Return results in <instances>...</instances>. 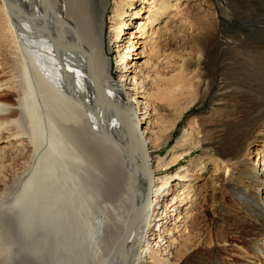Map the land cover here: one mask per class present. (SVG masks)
<instances>
[{
	"label": "bare ground",
	"instance_id": "obj_1",
	"mask_svg": "<svg viewBox=\"0 0 264 264\" xmlns=\"http://www.w3.org/2000/svg\"><path fill=\"white\" fill-rule=\"evenodd\" d=\"M170 1L0 0V14L4 17L0 21V145L14 141L32 152L31 136L24 137L29 131L27 112H30L25 103L29 104L32 94L39 95V101L34 100L37 108L42 112L45 109L43 116L59 131L56 134H59L62 159H66L65 177L72 174L74 180L62 179L66 200L65 196L61 200L60 194L50 196L53 193L50 183L47 190L40 185L37 194L24 198L23 202L19 200L18 210L1 211L0 264H264V203L261 202L264 156L259 159L262 151L257 150L259 160L252 164L242 156L251 141L261 144L264 140V107L251 109L248 117L240 121L242 135L232 134L229 124L236 113L230 109H238L239 104L226 100L233 89L222 78V68L245 70L240 66L241 58L244 57L242 63L249 68L255 56L263 55L245 43L247 35L220 32L218 19L214 18L212 38L200 34L194 41L193 53L178 57L184 63L180 70L169 75L161 89L152 90L148 82L149 58L157 54L154 35L158 25L171 19L176 22L185 19L187 12L184 14L182 9L190 6L188 9L192 10L195 6L190 2L188 7L182 5L178 9L179 0L172 5ZM227 1L251 16L259 11L260 2L264 4V0ZM212 43L219 49L218 57L213 54ZM238 47H244L245 51L229 52ZM226 54L230 58L233 54L234 62ZM130 56L135 57L126 64ZM188 69L191 70L185 73ZM193 71H197L194 106L202 105L212 86L217 88L210 115L203 122L201 118L188 120L167 155L162 157L158 151L171 142L177 124L166 131L161 142H154L152 137L162 111L160 103L175 102L182 97L190 81L185 76ZM261 73L262 84L264 70ZM258 90L259 86H255L251 103L264 96V89ZM9 94L13 95L12 101L6 99ZM188 108L184 107L182 114ZM199 147L206 153V163L192 161L177 167L170 175L159 176L160 170L170 169ZM85 163L96 165L94 181L99 188L98 175H105L104 166L110 169L106 178L113 182L116 205L109 209L97 206L103 186L101 191L94 186L83 189L90 179L86 175L89 170L84 171ZM207 163L219 165L225 173L230 169L232 176L246 184L225 183L244 218L242 229L230 233L240 242L229 246L235 250L231 255L226 252L225 233L205 232L200 245L189 248L192 226H188L187 218L190 216L180 214L181 209L187 211L197 204L198 199L192 194L194 173L204 169ZM60 167L54 170L59 171ZM49 168L42 167V171L40 168L37 181L53 182L52 175L48 174L50 178L46 180L47 175H43L47 170L53 172ZM218 181L214 179V185L219 186ZM62 185L56 186L57 191L61 192ZM172 186L180 191L169 199L167 189ZM120 187L122 191L126 189L121 192ZM86 203L95 205L93 213ZM16 212L23 214L27 223L19 224L13 216ZM82 214L90 218L86 228L80 226ZM126 229L124 245L114 251ZM222 250L225 255L221 254Z\"/></svg>",
	"mask_w": 264,
	"mask_h": 264
},
{
	"label": "rangeland",
	"instance_id": "obj_2",
	"mask_svg": "<svg viewBox=\"0 0 264 264\" xmlns=\"http://www.w3.org/2000/svg\"><path fill=\"white\" fill-rule=\"evenodd\" d=\"M174 1L175 0H171L170 4L172 5ZM246 1L253 2V0H246ZM190 2H192L193 5H195L194 8H191L192 10L188 9L190 7V6L188 7ZM178 3H179L177 5L178 9H180L179 7L182 5H183L182 7H186V6L188 7V8L182 9L184 14H186L187 12L186 15L188 17L184 15L186 16V18L179 20L180 22L179 21L176 22V20L171 19L170 21H167L166 23L158 25L159 30L157 34L154 35V39L157 40V44H156L157 54L149 58V61H150L149 66L151 67V72L149 73L148 82H149L150 88L156 91L158 89H161L165 84L164 81L166 80V78L172 73H174L176 70L177 71L180 70V67L184 63L180 62L178 60V57L183 56V55L187 56L188 54L193 53L194 41L198 40L197 38L200 36V34H206L208 35L207 36L208 38H212V35L214 32V28H213L214 25L212 24L213 19L214 18H216V20L218 19V22H219L218 28L220 32H222L223 34H227V35L228 34L238 35V36H240V34L247 35L245 43L249 44V47L252 46V48H256V51H258L260 54L263 55L262 57L255 56V61L249 68L248 66H245L242 63L243 61L242 59L244 57L241 58L240 66L242 65V67L245 68V70L242 69L241 67L238 70H233V68L230 66L222 68L223 69L222 70L223 81L233 89V94L229 96L228 98H226V100L231 101L234 104L235 103L239 104L238 109L236 108L230 109V110H233L236 114H234L231 117L232 121L229 124V128L232 134L236 136H240L242 135L241 133L242 128L240 126V121L248 117V115L251 112V109L257 108L259 110L262 107H264V96L263 95H260L253 103L250 102L255 98V97H252V94H253L252 91L255 86H259L258 92H261L264 89V83L262 84L259 83L262 80L261 71L264 70V36H263L264 35V28H263L264 25L259 26L258 24V23H261V21L264 22V4L260 2L258 4L259 11L256 12L253 16H251V14L248 11L241 10L237 7L235 8V5L234 4L231 5L227 0H193V1L192 0H189V1L179 0ZM0 5H1V2H0ZM229 6L235 9V11L230 10ZM221 7L222 8L227 7V8L220 9ZM221 10H225V13L224 11L221 12ZM230 13L234 15L231 18L228 17ZM240 15H246V16L243 18ZM2 19L4 21V17L1 15L0 21H2ZM167 19H164V20L166 21ZM251 28H256V29L251 30ZM157 35L159 36L156 37ZM212 46H213V54L218 57L220 55L219 49H217L213 43H212ZM243 48L244 47H238L232 51L230 50L229 52L236 53L237 51V53H241L245 51V49ZM106 51L107 53H110V50L108 49V47L106 48ZM132 57H135V56H130V58L126 61V64L131 62ZM226 58H230V55L226 54ZM132 61H135V60H132ZM230 61L234 62L233 54L230 58ZM225 63H228V61L226 60ZM166 68H169V69H166ZM171 68H172V71H171ZM114 70H115V66L113 67L112 71L114 72ZM190 70L191 69L185 70V73H188ZM185 77H187L188 78L187 80L188 81L190 80V81L186 85L187 88H186L184 95L182 97L177 98L175 102L169 103L167 101L165 103H160L162 107H159V108H162V111H159L158 124H157L158 129H156L157 132L153 134V137H152L154 142L155 143L161 142L163 137H165L166 131L169 128H171L172 125L177 124L176 132L174 136L172 137L171 142L166 147L164 146L160 148L158 151V154L162 157L167 155V152L169 149H171V146L174 144L176 137L178 136V133H180L181 130H183L185 123L188 120L190 119L197 120L201 118V122H203L204 120L208 119V116L210 115L209 112L211 109L212 100L217 94V88L215 86H212L209 89L202 105L200 107L194 106V101L197 98V95L195 92V86L197 84V71L196 72L193 71L190 76H185ZM239 80H241V82H239ZM33 84H35L34 81H33ZM249 92L251 93L248 94ZM38 96L39 95H37V97L36 96L34 97V94H32V97L28 99V102L30 105L27 103V101L25 103L26 109H30V112L29 110H28L29 113L27 112V122H28L27 129L29 128L28 129L29 131H27L24 137L26 136L25 138L28 139V136L29 135L31 136V141H32V146L34 148L33 149L34 152L32 150V152L30 153L31 151L30 148L27 149L26 147L17 145L16 142L14 141H11V143L9 142L7 144L0 145L2 147L0 148V213L1 211L7 208H14L13 210L15 211L18 210L16 208H20L21 206L20 204H18L19 200L23 202L24 198L32 196V194H34L35 192L37 194V191L40 189V185L42 186L44 185L45 186L44 189L47 190L48 189L47 184L49 185L50 183H52V186L51 188L50 187L49 188L53 189V193L50 196H56L60 194L61 200L63 196H65V200H66V195L64 194V192H66V189L63 187L62 183H64V181L70 182L71 179H72V182H74L72 174H69L70 178H68L67 176H66L67 178L65 177L66 172H64L63 164L66 162V159L64 158V161L62 159L63 153L60 147L61 145H59L60 144L59 143L60 141L58 138L59 134H56L59 131L57 132V130H55L57 129V127L53 122H49L48 118L46 116L45 117L43 116L45 109H43V112H42V110H40V107L37 108L35 104L36 102L34 100L39 101ZM249 98L251 100H249ZM6 99L8 101H12L13 95L12 94L7 95ZM224 103L227 105L226 102ZM151 106H152L151 108L152 110L151 109L150 110L153 111V105ZM184 107H189V108L187 109L186 112L182 114V109ZM252 118L253 119L255 118L254 115H252ZM179 119L181 120L179 121ZM194 140L195 142H197L196 137ZM253 143L254 142L251 141V144L248 146L247 150H245V152L242 154L243 158L247 160V162H249L250 164L258 162V160L260 158L262 159V157L264 156V140L261 144H258V143L253 144ZM204 146L205 144L203 145V147ZM203 147L197 148L191 155L186 156L182 161H180L178 164L171 167L170 169L164 170V171L160 170L158 172L160 175L159 174L158 175L159 176L166 175V174L170 175L172 172L174 173L176 168L179 166H185L192 161H202V160L204 161L207 156H206V153ZM52 150H54V152ZM257 150L262 151L259 154L260 155L259 159L256 156ZM115 162H116V157H115ZM204 162L206 163V160ZM53 163L57 167L53 165ZM90 164L91 165L89 166L87 165V163H85V165L87 166L86 169L84 168L85 173H86V170L87 172L89 170V172L91 173L89 174L88 172V174H86L87 178H90V179H88V181L86 180V182L83 184V189H85V187L92 188L94 186L100 190V188L102 189L101 186H103L104 187L103 192L100 190L102 193L101 194L102 196L99 200L101 201H100V204L97 201V206L99 205V208H101L102 206L103 209L105 208L109 209L111 205H116V202L118 201V198L116 197L117 195H116L115 189H113L112 187L113 182L109 178H106L108 174L107 171L109 172L111 171L110 169H108L107 166H104L105 169L102 170V174H105V175H101V174L98 175L100 179L99 181L97 180V182H99V184L101 182V186L99 188V186L95 182L96 181L95 180L96 171L94 169L95 164L94 165L92 163ZM70 166L71 165L69 164V167ZM42 167L44 168L47 167V169L49 167L53 168V172L56 171L54 170V168L56 169L60 167L63 170L59 169L58 171L57 169V171L55 172L56 174L51 172L52 170H50L48 173V170H47L46 173L44 172L43 174V175H47L45 176V180L46 178H50V176L48 175L50 174L52 175L53 182H46L47 181L46 180L40 183V181H37L38 180L37 178L41 175L40 172L43 170ZM40 168H41V171H40ZM114 168L116 169V166ZM100 169H102V167H100ZM28 170H31V171L29 172ZM60 170L62 171V173ZM57 172H58V175H57ZM56 175L58 176V178L60 177L58 180L56 178L57 177ZM101 176H103L104 178H102ZM194 178H196V180H193L192 182V186H193L192 194L196 196V199H198V202L194 207H190L187 211H183V209H181L180 211V214H186L190 216L188 217L189 219L187 218V224L190 223L188 226H192V236L189 239V243L191 242L189 245V248L195 245H200V242L204 235L203 233L205 232H211L213 234L214 233L215 234L225 233V237H227L226 238V244H227L226 252L227 254L231 255L234 253L235 250L229 246L231 244L232 245L240 244V242L237 241L238 239L237 240L234 239V234H230V233L234 231L238 232L242 229L244 218L242 216L243 213H241L242 211L240 210L241 207L239 203L236 202V200L234 199V195L226 189L225 183H228V182H231L233 184L239 183L238 184L239 186L240 185L246 186V184L241 179H238L235 176H232L230 173V169L228 170L227 173H225V171H223V169L220 168L219 165L218 166L214 164L208 165V163L207 165L204 166V169H202L198 173H194ZM217 178L219 179L218 181L219 186L214 185V182H213V180ZM62 179L64 181H62ZM66 179H69V180H66ZM61 185L63 189H65L63 193H62L63 189H61V192L57 191L56 186L60 188ZM66 185H67V182L65 186ZM125 189L126 188H124V190ZM120 191L123 192L121 187H120ZM120 191L118 190L119 194L121 193ZM178 191H180L179 187H175V186L169 187L167 189V192L169 193L168 198L170 199ZM43 192L45 191H42V194ZM262 201L264 203V193L261 196V202ZM86 205L89 206L87 208H89V210L93 213L95 210V205L91 203L90 204L86 203ZM86 205L83 206L85 209H86ZM85 211L88 212V210H85ZM13 216L15 217V220L16 219L19 220V224L22 225V224L27 223V220L25 221L23 219V216H24L23 214L16 212L15 215ZM81 217H82V220L80 219V222H81L80 226H82L81 228H86V225H88L90 218H87L83 214L81 215ZM68 224H71V223L69 222ZM228 233L230 235H228ZM214 240H215V237H214ZM192 242H194V244H192ZM226 252L222 250L221 254L225 255ZM178 258H179L178 254H176L175 260L176 259L178 260Z\"/></svg>",
	"mask_w": 264,
	"mask_h": 264
},
{
	"label": "water",
	"instance_id": "obj_3",
	"mask_svg": "<svg viewBox=\"0 0 264 264\" xmlns=\"http://www.w3.org/2000/svg\"><path fill=\"white\" fill-rule=\"evenodd\" d=\"M130 226H131V225H129V227H130ZM128 229H129V228H128ZM128 229H126V230L124 231V233H123V235H122V237H121V240H120V242L118 243V245L116 246V248L114 249V251L121 249V247L124 245V243H125V241H126V239H127Z\"/></svg>",
	"mask_w": 264,
	"mask_h": 264
}]
</instances>
